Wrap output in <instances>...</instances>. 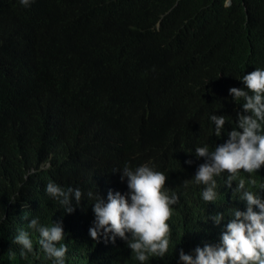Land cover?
Returning a JSON list of instances; mask_svg holds the SVG:
<instances>
[{"label": "trees", "instance_id": "1", "mask_svg": "<svg viewBox=\"0 0 264 264\" xmlns=\"http://www.w3.org/2000/svg\"><path fill=\"white\" fill-rule=\"evenodd\" d=\"M226 1L0 0V264H51L38 234L24 257L12 242L30 231L24 212L63 221L66 264H93L96 253L102 264H140L125 242L93 251L81 232L94 219L87 192L127 185L113 170L144 163L180 197L170 252L146 264H177L204 212L203 186L191 182L203 158L190 153L217 142L211 114L235 126L228 89L264 68V0ZM251 179L259 191L264 167ZM50 181L82 191L72 214L45 194ZM218 194L209 211L225 213L221 231L235 205Z\"/></svg>", "mask_w": 264, "mask_h": 264}, {"label": "clouds", "instance_id": "2", "mask_svg": "<svg viewBox=\"0 0 264 264\" xmlns=\"http://www.w3.org/2000/svg\"><path fill=\"white\" fill-rule=\"evenodd\" d=\"M32 2L34 0H19L24 7H30ZM230 3L231 0H227L225 5ZM27 37H32L31 32ZM28 44L32 42L29 40ZM239 80L242 87L228 89L229 97L238 105L235 126L226 130V117L211 114L209 119L214 125L211 133L218 139L213 145L215 148L210 149L213 146L209 144L195 145L190 153V157L194 153L197 160L203 158L191 182L203 186L204 212L201 219L197 217L195 238L185 251L179 250L177 264H264V184L259 185V191L251 190L257 183L251 179L252 174L264 167V68H255ZM224 135L226 139H222ZM185 163L192 165L193 160ZM113 172H119L121 182L126 181L127 185L118 183L103 195L97 191L87 192L94 219L92 225L81 232L82 243L91 245L94 251L115 246L119 239L140 264L152 258H165L171 242L168 220L173 206L180 201L176 192L169 194L165 189L168 176L150 163L134 168L125 164ZM241 173L248 174L247 182ZM222 178L225 186L219 183ZM187 184L185 181V187ZM44 191L64 214H72L81 205L83 193L79 188H64L50 181ZM220 192L227 195V202L235 205L229 210V218L221 231L225 213L209 211V203L217 201ZM22 218L28 221L30 231L19 230L12 241L20 246V256L34 252L30 236V232H34L38 234L39 249L47 260L51 264H66L68 247L62 243L65 239L63 221L53 220L46 225L39 217L30 218L26 212ZM97 254L93 264H102Z\"/></svg>", "mask_w": 264, "mask_h": 264}]
</instances>
